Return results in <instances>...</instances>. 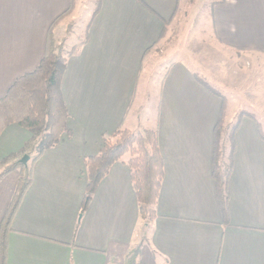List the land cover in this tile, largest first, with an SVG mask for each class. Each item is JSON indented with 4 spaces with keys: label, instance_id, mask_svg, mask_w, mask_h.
Listing matches in <instances>:
<instances>
[{
    "label": "crops",
    "instance_id": "obj_1",
    "mask_svg": "<svg viewBox=\"0 0 264 264\" xmlns=\"http://www.w3.org/2000/svg\"><path fill=\"white\" fill-rule=\"evenodd\" d=\"M189 1L95 0L83 40L70 44L79 0H0V98L35 70L49 35L63 39L65 52L76 47L60 85L70 135L34 163L5 234V264H129L135 249L131 264H264V0L204 2L213 51L208 78L226 100L224 126L239 111L254 115L234 135L226 219L212 178L221 99L181 59L154 70L159 42L172 36L170 48L179 43L174 34ZM122 128L158 135L164 176L149 224L139 218L123 162L111 167L80 215L84 161ZM30 138L17 125L6 127L0 162ZM17 185L16 171L0 181V226Z\"/></svg>",
    "mask_w": 264,
    "mask_h": 264
},
{
    "label": "trees",
    "instance_id": "obj_2",
    "mask_svg": "<svg viewBox=\"0 0 264 264\" xmlns=\"http://www.w3.org/2000/svg\"><path fill=\"white\" fill-rule=\"evenodd\" d=\"M63 39L49 35L46 52L31 73L17 78L0 98V135L10 125H17L31 134V138L16 153L0 162V181L9 173H18V185L10 206L0 226V264H5V234L20 201L32 181V167L42 154L55 147L63 136H69L67 111L62 101L60 85L67 59L76 52L63 49ZM195 80L212 95L221 99L220 118L213 130V171L217 197L223 218L227 217L228 195L226 181L232 168L235 152L234 135L244 117L254 115L239 111L230 126L225 127L227 103L223 96L206 82ZM102 147L97 155L84 161L86 186L80 215L86 211L100 181L116 163L123 162L130 171V181L138 203L139 218L149 224L156 218L155 207L163 180V161L155 130L130 131L118 129L102 138ZM228 147V154L226 148ZM27 156V161L21 159ZM127 157L125 161L123 158ZM137 249L131 252L133 262Z\"/></svg>",
    "mask_w": 264,
    "mask_h": 264
},
{
    "label": "rangeland",
    "instance_id": "obj_3",
    "mask_svg": "<svg viewBox=\"0 0 264 264\" xmlns=\"http://www.w3.org/2000/svg\"><path fill=\"white\" fill-rule=\"evenodd\" d=\"M94 1L95 0H79L81 4L79 3L73 33L69 40L70 44H75L83 40L85 26L94 11ZM206 1L207 0H200L199 4L201 5L198 4L197 0L189 1V10H187L185 17L182 18L177 25V31H179V34L178 36L177 32L174 34V38L177 37V40L178 38L180 39L179 43L175 42L174 49H171L169 44H171L172 36H170L168 42L164 41L166 36L161 42H159L153 53L155 58L154 70H157L156 67L160 62L177 58L181 59L193 71H195V74L199 79L204 82L209 81V56L207 54L212 55L213 51L211 48V29L208 28V7L207 4H204ZM198 5L199 7L197 8ZM204 63L206 67H204ZM165 71L166 70L161 72V74L163 73L161 77L164 75ZM209 83L213 86L212 89H218L216 84H212L210 81ZM217 91L220 94L222 93L221 89H218ZM151 94L149 111L151 110L154 112L157 100L152 97L153 93ZM226 153L228 154V147L226 148Z\"/></svg>",
    "mask_w": 264,
    "mask_h": 264
},
{
    "label": "water",
    "instance_id": "obj_4",
    "mask_svg": "<svg viewBox=\"0 0 264 264\" xmlns=\"http://www.w3.org/2000/svg\"><path fill=\"white\" fill-rule=\"evenodd\" d=\"M27 156H24L22 159H21V163H25L27 161Z\"/></svg>",
    "mask_w": 264,
    "mask_h": 264
}]
</instances>
